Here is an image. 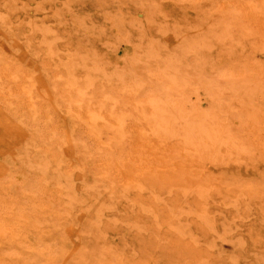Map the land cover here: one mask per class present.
I'll return each mask as SVG.
<instances>
[{
    "label": "rangeland",
    "instance_id": "1",
    "mask_svg": "<svg viewBox=\"0 0 264 264\" xmlns=\"http://www.w3.org/2000/svg\"><path fill=\"white\" fill-rule=\"evenodd\" d=\"M254 2L263 16L264 0H0V264H264L263 144H224L220 156L190 153V162L180 135H159L144 117L126 115L123 141L150 152L121 176L110 162L120 151L100 147L59 91L72 68L79 88L94 78L90 91L109 94L128 87L132 70L154 79L173 68L175 105L203 114L230 106L244 117L232 122L236 133L246 135L255 119L264 129V29L224 14ZM90 100L112 139L108 103Z\"/></svg>",
    "mask_w": 264,
    "mask_h": 264
},
{
    "label": "bare ground",
    "instance_id": "2",
    "mask_svg": "<svg viewBox=\"0 0 264 264\" xmlns=\"http://www.w3.org/2000/svg\"><path fill=\"white\" fill-rule=\"evenodd\" d=\"M238 1V0H237ZM247 1V0H246ZM249 1V0H248ZM260 1V0H259ZM239 3V2H238ZM247 3V2H246ZM237 4V5H229V6H226L225 9H224V14H225V17L226 19H228L229 22L231 23H234V24H240V25H246L248 24L251 27H255L256 30L257 28L259 29H264V15H260L259 14V10H258V6L257 4H255L254 2V5L253 4ZM251 3V2H249ZM260 3V2H259ZM262 4V2H261ZM264 4V3H263ZM263 6V5H261ZM264 8V7H262ZM5 9V8H4ZM9 11V10H8ZM6 12V11H5ZM4 12V13H5ZM10 12V11H9ZM9 14V13H8ZM222 14V12H221ZM3 15V14H2ZM2 18V17H1ZM7 18V17H6ZM223 18V17H222ZM5 19V17H4ZM225 20V19H224ZM4 21V20H3ZM83 21V20H82ZM118 24V23H117ZM233 24V25H234ZM29 25V24H28ZM35 25V24H34ZM82 25V24H81ZM229 25V24H228ZM232 25V26H233ZM210 26V25H209ZM214 26V25H213ZM226 26V25H225ZM231 26V24H230ZM36 27V26H35ZM120 27V25H119ZM215 27V26H214ZM236 27V26H235ZM238 27V25H237ZM243 27V26H242ZM241 27V28H242ZM246 27V26H244ZM32 28V27H31ZM43 28V27H41ZM122 28V27H120ZM201 28V27H200ZM210 28V27H209ZM211 28H213L211 26ZM216 28V27H215ZM240 28V27H239ZM29 29V27H28ZM219 29V28H218ZM247 29V28H246ZM31 30V29H30ZM37 30V29H35ZM34 30V31H35ZM213 32H214V29H212ZM217 30V29H216ZM249 30V28L247 29ZM46 31V30H45ZM221 31V29H220ZM219 31V32H220ZM242 31L244 32V30L242 29ZM242 31L240 33H242ZM36 32V31H35ZM202 32V31H201ZM225 32V31H224ZM224 32H222L224 34ZM228 32V31H227ZM252 32V31H251ZM259 33H261V31H257ZM263 32V31H262ZM29 33V32H28ZM27 33V34H28ZM40 33V32H38ZM51 33V31H50ZM125 33V32H124ZM221 33V34H222ZM253 33V32H252ZM258 33V34H259ZM32 34V33H30ZM48 34V33H47ZM204 36V33H202ZM251 34V33H249ZM52 35V34H51ZM54 35V34H53ZM210 35V34H209ZM227 36L229 35L226 34ZM231 35V34H230ZM229 35V36H230ZM42 36V35H41ZM44 36V35H43ZM196 36V35H195ZM264 36V35H263ZM58 37V36H57ZM207 37V36H206ZM210 37V36H208ZM225 37V36H224ZM224 37L222 40H224ZM33 38V37H32ZM43 38V37H42ZM53 38V37H52ZM211 38V37H210ZM215 38V37H214ZM226 38V37H225ZM47 39V38H46ZM56 39V37H55ZM196 40V38H193ZM201 39V38H199ZM203 39V38H202ZM201 39V40H202ZM208 39V38H206ZM227 39V38H226ZM231 39V38H230ZM49 40V39H48ZM47 40V41H48ZM57 40V39H56ZM215 40V39H214ZM212 40V41H214ZM45 41V40H44ZM46 41V42H47ZM52 41V39H51ZM192 41V39H191ZM209 41V39H208ZM225 41V40H224ZM183 42V40H182ZM190 42L187 41L186 43ZM197 42V41H196ZM185 42H183L184 44ZM185 43V44H186ZM216 43V42H215ZM221 43V41H220ZM191 44V43H190ZM238 44V43H237ZM152 45V44H151ZM181 45V43L179 44ZM153 46V45H152ZM155 46V45H154ZM184 46V45H181V47ZM186 46V45H185ZM211 46V45H210ZM53 47V46H51ZM50 47V48H51ZM190 47V45H189ZM202 47V46H201ZM205 47V46H204ZM161 48V47H160ZM179 48V47H178ZM186 48V47H185ZM150 49V48H149ZM190 49V48H188ZM187 49V50H188ZM198 49V47H197ZM203 49V48H202ZM209 49V48H208ZM53 50V49H52ZM145 50V49H144ZM153 50V49H152ZM159 50V49H158ZM182 50V49H181ZM186 50V49H185ZM184 50V51H185ZM186 50V51H187ZM60 51V50H59ZM146 51V50H145ZM176 51V50H175ZM205 52V54L207 53V50H203ZM72 52V51H71ZM74 52V51H73ZM149 52V51H148ZM169 52V51H168ZM179 52V51H178ZM203 52V53H204ZM180 53V52H179ZM184 53V52H183ZM72 54V53H71ZM141 53L137 54L138 56L140 55ZM148 54V53H147ZM146 54V56H147ZM171 54V52L169 53ZM76 55V54H74ZM90 55V54H89ZM144 55V54H143ZM167 55V54H166ZM179 55V54H178ZM191 55V54H190ZM88 56V55H87ZM151 56V55H150ZM160 56V55H159ZM75 57V56H74ZM79 57V55H78ZM77 57V58H78ZM133 57V56H132ZM135 57V56H134ZM133 57V58H134ZM149 57V56H148ZM163 57V56H161ZM176 57V56H175ZM181 57V56H180ZM86 58V57H85ZM89 58V56L87 57ZM95 58V57H94ZM132 58V59H133ZM144 58V57H143ZM158 58V57H157ZM167 58V57H166ZM168 58H170L168 56ZM68 59V58H67ZM135 59V58H134ZM165 59V57L163 58ZM181 59V58H180ZM185 59V57H184ZM75 60V59H74ZM97 60V59H96ZM131 60V59H130ZM137 60V58L135 59ZM135 60H133L135 62ZM146 60V59H145ZM158 60V59H157ZM167 60V59H165ZM175 60V59H174ZM186 60V59H185ZM195 60V59H194ZM67 61V60H66ZM70 61V60H69ZM76 61V60H75ZM141 61V60H139ZM150 61V59H149ZM168 61V60H167ZM184 61V60H183ZM192 60H190V63H191ZM211 61V60H210ZM129 63V61H127ZM133 62V63H134ZM138 62V61H137ZM145 62V61H144ZM171 62V61H169ZM174 62V61H173ZM208 62V61H207ZM72 63V62H71ZM91 63V62H90ZM136 63V62H135ZM143 63V61H142ZM149 63V62H148ZM158 63V62H157ZM164 63V61H163ZM161 62V64H163ZM167 63V62H166ZM172 63V62H171ZM209 65L212 63L208 62ZM207 63V64H208ZM223 63V62H222ZM89 64V63H87ZM92 64V63H91ZM145 64V63H144ZM147 64V63H146ZM173 64V63H172ZM177 64V63H175ZM214 64V63H213ZM212 64V65H213ZM217 64V63H216ZM233 64V63H232ZM64 65V64H62ZM148 65V64H147ZM150 65V64H149ZM170 65V64H169ZM222 65V64H221ZM68 66V65H67ZM86 66V65H85ZM90 66V65H89ZM118 66V65H117ZM138 66V65H137ZM165 66H168V65H165ZM172 66V65H171ZM170 66V67H171ZM193 66V64H192ZM205 66V65H204ZM224 66V65H223ZM96 67V66H95ZM145 67V66H144ZM158 67V66H157ZM173 67V66H172ZM178 67V66H177ZM216 67V65L214 66V68ZM69 68V67H68ZM67 68V69H68ZM72 68V66H71ZM110 68V67H109ZM113 68H114V65H113ZM132 68V67H131ZM165 68V67H163ZM189 68V67H188ZM193 68V67H192ZM88 69V68H87ZM134 69V68H133ZM159 69V68H158ZM167 69V68H166ZM169 69V68H168ZM184 69V67L182 68ZM190 69V68H189ZM194 69V68H193ZM8 70L10 71V69L8 68ZM7 70V71H8ZM103 70V69H102ZM105 70H108V69H105L104 67V71ZM111 70V68H110ZM160 70V69H159ZM173 68H171V70L169 69V71H172ZM186 70V69H185ZM184 70V72H185ZM191 70V69H190ZM195 71H197L196 69H194ZM8 71V73H9ZM79 71V70H78ZM82 71V70H81ZM86 71V70H85ZM95 71V70H94ZM166 72L164 73V75L161 76V78H154V79H147V78H143V76L138 73L137 71H134L132 70V72L130 71V75H131V78H130V83L129 85L127 84H124V85H127L128 87H125L123 88V91L121 92V94H109V93H104L103 90L105 88L102 87V91H98V93L95 91V87L92 88L94 89L91 90L93 91L94 93L92 94V92L90 91V86L91 84H93V81H94V78H93V81L91 80V82H87V84L84 86V88H79L77 86V79L75 77V72H74V69H70L69 70V76L67 77L68 80H67V85L65 86V88L62 89L61 91V88H62V85L61 88L59 89L60 91V94L64 97V102L67 100V103L70 104V106H72V112H73V117H78L80 118L82 121L83 119L88 123L90 129L94 132V134L96 135V139H97V142L98 145L100 147H104L105 148H117L118 151H120L121 155H117V154H114V153H111L110 155V159L112 161L110 162H113L116 166H118L122 171L123 173L121 174V176L127 172H131L130 170L133 169L136 165H138V163H143L145 161H147L149 159V152L146 154L144 153L142 150H141V145L139 143L137 144H126L124 141H123V138H122V133H121V124H122V121H124L123 119L126 117V115H129V116H137V117H144L147 121V124L151 126L152 129H155L157 134L159 135H162V134H177V135H180L182 137V148H184V151L188 154V157H185L187 158L190 162L192 160V158H189V154L190 153H197L198 155L195 154V156L198 158V160H200L199 157H204V156H208V155H213L215 154L216 152H218V154L220 153L218 150L221 146H223L224 144H230L232 147H234L233 145H237L241 148H243V150L241 151H249V150H253V148H255V146L259 145V144H263L264 145V138L262 139V134L264 129H262L261 125L258 126L259 124H261L260 122H258V124L254 121V120H251V123H250V126H249V129L247 130V134L246 135H242V134H239L238 132L236 133L235 132V128L233 129V121L235 123V121H239V122H242V119L244 118L243 117V114L238 111V110H235L233 109L232 107L230 106H224L222 105V107L219 108L218 112L216 111V113H211V114H200L199 112L197 111H192V112H189L188 109L186 111H184V107L183 106H180L179 103L178 105H175V101H173V97L174 95L176 94V91H179L178 89H176V79L174 77V75L170 72ZM187 71V70H186ZM12 72V71H11ZM10 72V73H11ZM183 72V71H181ZM242 72V70H241ZM258 72V71H257ZM7 73V72H6ZM63 73V72H62ZM177 73V72H175ZM190 73V72H189ZM85 74V73H84ZM95 74V73H94ZM111 74V73H110ZM197 74V73H196ZM209 74V73H208ZM10 75V74H9ZM22 75V74H21ZM88 75V74H87ZM97 75V74H96ZM100 75V74H99ZM176 75V74H175ZM186 75V74H184ZM237 75V74H236ZM261 75V74H260ZM23 76V75H22ZM91 76V75H90ZM104 76V75H103ZM105 76H108V75H105ZM104 76V77H105ZM110 76V75H109ZM113 76V75H112ZM120 76V75H119ZM183 76V75H181ZM218 76V75H217ZM11 77V76H10ZM16 77V76H15ZM78 77V76H77ZM99 77V76H98ZM130 77V76H129ZM185 77V76H184ZM206 77V76H205ZM208 77V76H207ZM213 77V76H212ZM247 77V76H246ZM256 77V76H255ZM79 78V77H78ZM106 78V77H105ZM110 78H112L110 76ZM177 78H179V75L177 76ZM190 78H193V77H190ZM210 78V77H209ZM207 78V79H209ZM216 78V77H215ZM214 77L212 78L213 80L215 79ZM15 79V78H14ZM30 79V77H29ZM82 79V78H81ZM211 79V78H210ZM260 79L262 80V77L256 79V80H259ZM2 80V79H0ZM10 80H13V79H10ZM31 80V79H30ZM29 80V82H30ZM96 80V79H95ZM105 80V79H103ZM102 80V81H103ZM127 80V79H125ZM178 80V79H177ZM194 80V78H193ZM221 80V79H220ZM244 80L241 79L240 83H242V81ZM245 80L248 81V79L245 78ZM244 80V81H245ZM255 80V81H256ZM264 80V79H263ZM16 81V80H15ZM100 81V80H99ZM106 81V80H105ZM179 81V80H178ZM219 81V80H218ZM221 81H224L223 79ZM226 81V80H225ZM227 81H228V78H227ZM229 81H230V78H229ZM232 81V80H231ZM248 84H250V82H252L253 80H249L250 82H247ZM25 82V81H24ZM28 82V83H29ZM32 82V81H31ZM79 82V81H78ZM98 82V81H97ZM119 82V81H118ZM235 82V81H234ZM263 82V81H262ZM22 83V82H21ZM259 83V82H257ZM81 84V83H80ZM99 84V83H98ZM96 83V85H98ZM102 84V82H101ZM103 84L104 81H103ZM102 84V85H103ZM181 84V82H180ZM179 84V85H180ZM234 83H232L233 85ZM254 84V83H253ZM54 85V84H53ZM56 85V84H55ZM95 85V83L93 84ZM237 85V84H236ZM244 85V84H243ZM242 85V86H243ZM252 85V83H251ZM257 85V84H256ZM264 85V84H263ZM182 86V85H181ZM239 86V85H238ZM247 86V85H246ZM244 86V87H246ZM25 87V86H24ZM99 87V86H98ZM123 87V85H122ZM219 87V86H218ZM235 86H233L234 88ZM248 87V86H247ZM246 87V88H247ZM7 88V87H6ZM20 88V87H19ZM27 88V87H26ZM55 88V87H54ZM252 88L251 86H249V89ZM98 89V88H97ZM100 89V88H99ZM36 90V89H35ZM111 90L108 89V91ZM122 90V89H121ZM242 90V89H241ZM240 90V91H241ZM112 91V90H111ZM218 93V91H216ZM220 94H221V90H219ZM225 92V91H223ZM227 92V91H226ZM239 92V91H238ZM263 92V91H262ZM40 93V92H39ZM181 93V88H180V92ZM17 94V93H16ZM25 94V93H24ZM60 94L58 97H60ZM219 94V93H218ZM224 94V93H223ZM229 94V93H228ZM237 94V93H236ZM39 95V94H38ZM184 95V94H183ZM182 95V96H183ZM178 96V95H177ZM181 96V95H179ZM186 96V95H185ZM197 96V95H196ZM222 96V95H221ZM235 96V95H234ZM241 96V95H240ZM57 97V96H56ZM184 97V96H183ZM182 97V98H183ZM189 97V96H188ZM194 97V96H193ZM217 97V96H216ZM223 97V96H222ZM226 98H228V96H225ZM231 97V96H230ZM229 97V99H230ZM243 97V96H242ZM92 98H97L98 99V104L99 102L101 103L100 105H103L106 107V105H104L105 103H108V107L110 108V112L108 113L109 116L111 117H114L115 121L112 123V124H109L108 125V128L112 129L114 133V136L113 138L110 136V138L112 139H109V138H104L103 135H102V132H101V129H99L97 126V119L98 117H100L98 114V110L96 111L91 103V100ZM219 98V97H218ZM224 98V97H223ZM61 99V97L59 98ZM61 99V100H62ZM175 99V98H174ZM190 99V98H189ZM196 99V98H195ZM232 100L234 99L233 97L231 98ZM60 100V103L62 102ZM188 100V98H186V101ZM220 100V99H219ZM223 102H224V99H222ZM221 100V101H222ZM238 100V99H237ZM240 100V99H239ZM238 100V102H240ZM244 100V99H243ZM195 101V100H194ZM225 101L227 102V100L225 99ZM236 101V100H235ZM250 101V100H249ZM6 102V101H5ZM97 102V101H95ZM175 102V103H174ZM192 102V101H191ZM225 102V103H226ZM229 102V101H228ZM227 102V103H228ZM59 103V104H60ZM66 103V104H67ZM190 104V102H188ZM195 103V102H194ZM226 103V104H227ZM235 103V102H234ZM241 103V102H240ZM238 103V104H240ZM246 103V102H245ZM92 104V105H91ZM224 104V103H222ZM233 104V102H232ZM242 104V103H241ZM240 104V105H241ZM248 104V103H247ZM195 105V104H194ZM221 105V103H220ZM228 105V104H227ZM61 106V105H60ZM193 106V105H192ZM197 106V105H196ZM238 106V105H237ZM242 108H243V105H241ZM68 107V106H66ZM201 107V106H200ZM219 107V106H218ZM247 107V106H246ZM70 108V107H69ZM99 108V107H98ZM107 108V110L109 109ZM196 108V107H195ZM253 108V107H251ZM192 109V107H191ZM106 110V109H104ZM117 110L119 112H117ZM194 110V108H193ZM198 110V109H197ZM69 111V110H67ZM201 111V110H199ZM210 111H213V110H210ZM29 112V111H28ZM215 112V111H214ZM258 112V111H257ZM255 113V112H254ZM38 114V113H37ZM111 114V115H110ZM258 114V113H257ZM103 115V114H102ZM101 115V116H102ZM107 115V114H106ZM113 115V116H112ZM35 116V114H34ZM39 117V115H37ZM105 116V115H103ZM256 116V114H255ZM258 117L260 116L257 115ZM256 116V117H257ZM31 117V116H30ZM257 117V119H258ZM34 118V117H33ZM36 118V117H35ZM101 118V117H100ZM263 118V117H262ZM38 119V118H37ZM80 120V121H81ZM110 120V119H109ZM134 120V119H133ZM99 121V120H98ZM101 121V120H100ZM103 121V120H102ZM107 120H104V123L106 122ZM261 121V120H260ZM141 122V121H140ZM104 123H102L104 125ZM140 124V123H139ZM145 124V123H144ZM264 124V123H263ZM76 125V124H75ZM78 125V124H77ZM76 125V126H77ZM80 125V124H79ZM99 125H101V123H99ZM240 125V123H239ZM122 126H124L122 124ZM105 127V126H104ZM138 127H141V126H138ZM261 127V128H260ZM107 128V127H106ZM105 129V128H104ZM103 129V130H104ZM89 131V130H88ZM110 134V132H107ZM133 133V132H132ZM141 133V132H140ZM264 134V133H263ZM52 135V134H51ZM92 135V134H91ZM107 135V134H106ZM138 135V134H137ZM71 136V135H70ZM108 136V135H107ZM145 136V135H144ZM109 137V136H108ZM124 137V136H123ZM148 137H150L148 135ZM69 138V137H67ZM158 138V137H157ZM156 138V139H157ZM103 139V141H102ZM166 139V138H165ZM171 139V138H170ZM175 139V138H174ZM64 140V139H63ZM68 140V139H67ZM155 140V139H154ZM69 141V140H68ZM72 142V141H71ZM145 142V141H144ZM168 142V141H167ZM158 143V142H157ZM142 144V143H141ZM174 144V141L173 143ZM27 145V144H26ZM158 145V144H157ZM225 145V146H226ZM91 146V145H90ZM93 146V145H92ZM176 146V145H174ZM262 146V145H261ZM87 147V146H86ZM98 147V146H97ZM177 147V146H176ZM229 147V145L227 146ZM93 148V147H92ZM99 148V147H98ZM179 148V147H178ZM222 148V147H221ZM240 148V149H241ZM258 148V147H257ZM264 148V147H263ZM100 149H103V148H100ZM99 149V150H100ZM157 149V148H156ZM168 149V148H167ZM225 149V148H224ZM227 149V148H226ZM229 149H231L229 147ZM234 149V148H233ZM231 149L232 151L236 150V153H237V147H235V149L233 150ZM27 150V148H26ZM107 150V149H106ZM152 150V149H150ZM154 150V149H153ZM170 150V149H169ZM225 151V150H224ZM231 153L233 155H235L234 153L235 152H232ZM27 152V151H26ZM54 152V151H53ZM52 152V153H53ZM92 152V151H91ZM100 152V151H99ZM104 152V151H103ZM116 152V151H115ZM155 152V150H154ZM259 152V151H258ZM105 153V152H104ZM183 153V152H182ZM222 153V151H221ZM220 153V154H221ZM225 153V152H223ZM229 153V155L231 154ZM243 153V152H242ZM249 152H247V155ZM255 153V152H254ZM94 154V153H93ZM170 154V153H169ZM219 154V156H220ZM231 154V155H232ZM245 154V153H244ZM243 154V155H244ZM49 155V154H48ZM62 155V154H61ZM99 155V154H98ZM159 156V154H157ZM216 155V154H215ZM214 155V156H215ZM226 154L223 155V157L225 156ZM242 155V156H243ZM246 155V154H245ZM246 155V157H247ZM60 156V155H59ZM97 156V155H96ZM105 156V155H104ZM157 156V157H158ZM165 156V155H164ZM178 158H179V155H177ZM48 157V156H47ZM156 157V156H155ZM170 157V158H169ZM245 157V156H244ZM169 159L167 160H171L172 156H168ZM174 158V157H173ZM176 158V157H175ZM196 158V159H197ZM205 158H208V157H205ZM219 158V157H217ZM227 158V157H225ZM242 158V157H241ZM50 159V158H49ZM60 159V158H59ZM96 159V158H95ZM100 159V157L98 158ZM160 159V158H159ZM195 159V158H194ZM230 159V158H228ZM179 160H181L179 158ZM186 160V159H185ZM197 160V162H198ZM225 162L227 161V159H224ZM231 160V159H230ZM100 161V160H98ZM187 161V160H186ZM211 161V159H210ZM209 161V162H210ZM213 161V160H212ZM223 161V160H222ZM221 161V162H222ZM85 162V161H84ZM102 162V160H101ZM195 162V161H193ZM204 162V161H203ZM220 162V163H221ZM87 163V162H86ZM104 163V162H103ZM102 163V164H103ZM101 164V165H102ZM109 164V163H108ZM112 164V163H111ZM50 165V164H49ZM91 165V164H90ZM107 166V165H106ZM104 167V166H102ZM112 168V166H110ZM115 167V166H113ZM47 168V167H46ZM101 168V167H100ZM105 168V167H104ZM91 170V168H90ZM100 170V169H99ZM102 170V168H101ZM105 170V169H104ZM103 170V171H104ZM43 171V170H42ZM93 171V170H92ZM97 171V170H95ZM117 171V170H116ZM49 172V170L47 171ZM99 172V171H98ZM95 173V172H94ZM107 173V172H105ZM104 173V174H105ZM117 173V172H115ZM118 173V174H119ZM97 174V173H95ZM101 174V173H100ZM119 174V176H120ZM99 175V173H98ZM106 175V179H107V174ZM117 175V174H116ZM119 176H116L115 179L119 178ZM112 177V176H111ZM115 176L113 175V178ZM94 178V177H93ZM98 178V177H97ZM102 178V177H101ZM111 178V179H113ZM102 181V179H101ZM69 182V181H68ZM104 182V181H103ZM110 182V181H109ZM114 182V181H113ZM66 183V182H65ZM64 186V184H63ZM68 187L71 188V185L68 184ZM198 193L200 195H202L205 199L207 198L208 196V193L206 191V189H202V190H199ZM41 195V194H40ZM70 198V197H69ZM21 200V199H20ZM11 209V208H10ZM9 209V210H10ZM188 212V211H187ZM1 213V212H0ZM43 214V213H42ZM182 214V211H177L175 212L174 214V218L175 219H178L179 216ZM54 221V220H53ZM2 224V223H1ZM0 224V226H2ZM8 229V227H7ZM3 230V229H2ZM43 243V242H42ZM63 248V247H62ZM25 256V255H24ZM56 261V260H55ZM54 261V262H55ZM107 263V261H106Z\"/></svg>",
    "mask_w": 264,
    "mask_h": 264
}]
</instances>
